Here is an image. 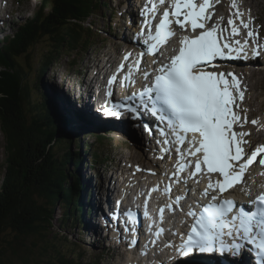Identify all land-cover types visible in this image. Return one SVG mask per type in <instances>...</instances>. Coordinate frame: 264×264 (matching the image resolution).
Masks as SVG:
<instances>
[{"label":"snow or ice","instance_id":"obj_1","mask_svg":"<svg viewBox=\"0 0 264 264\" xmlns=\"http://www.w3.org/2000/svg\"><path fill=\"white\" fill-rule=\"evenodd\" d=\"M218 2L172 0L170 6L164 9L153 33L152 24L158 9L155 0H149L141 13L145 18L144 28L147 29V39L144 41L147 48L135 60L137 71L145 55L155 56L162 46L177 35L173 25L186 34L180 36L178 49H173L175 54L154 70L153 82L138 96L146 110L151 102V115H159V120L165 122V128L160 130V135L164 137L161 142L172 144L173 141L167 139L171 132L178 145V158L171 179L180 183L186 172L188 178L197 184L200 183L198 178H207L201 194L205 198L210 197V201L199 214L195 210L187 213L193 223L186 238L181 236L180 253L189 255L194 250L211 252L218 247L221 252L229 251L238 256L241 249L248 245L247 251L255 256L253 264H264V191L250 202L252 207L247 209L237 206L233 199H221L230 189L245 183L246 173L254 164L258 162L264 167V144L256 146L249 153L247 148H251V133L237 130L249 123L248 110L242 107L246 85L235 73L209 70L220 67L221 61L256 59L264 45L259 43L258 30L253 27L251 10H248L249 19L246 22L244 12L235 2L230 6L235 11L230 13L226 26L222 16L213 22L215 3ZM159 4L164 5L165 0H159ZM241 29L245 30L243 39L238 38L241 37ZM132 56L131 52L125 54L118 72L124 70L125 63ZM149 75L145 72V79ZM117 78L118 74L110 77L108 85L112 86ZM124 82H132L131 71L124 77ZM112 95V91L107 93L108 97ZM136 97L137 94L133 93L128 99L134 100ZM118 109L133 115L140 111L127 102L113 103L111 109L106 107L104 111L107 115L119 116L121 113ZM251 124L257 126L260 121L253 119ZM147 130L152 132L151 127ZM185 144L188 145L187 149L184 148ZM162 151L168 153L171 148L166 147ZM158 190V187H153L149 197L151 192ZM164 191L170 195L172 184L169 183ZM181 199L177 196L175 202L179 204ZM159 212L162 221L164 208H160ZM127 215L128 222L134 225L132 213L128 212ZM131 230L135 231V228ZM162 231L158 230L155 235L158 237Z\"/></svg>","mask_w":264,"mask_h":264},{"label":"trees","instance_id":"obj_2","mask_svg":"<svg viewBox=\"0 0 264 264\" xmlns=\"http://www.w3.org/2000/svg\"><path fill=\"white\" fill-rule=\"evenodd\" d=\"M36 1L33 14L14 28L13 36L0 41V138L5 165L0 184V264L5 254L1 241L6 233L14 235L8 244L13 248L19 237L50 229L55 207L61 206L62 221L70 229L77 219L81 220L83 211V189L78 184L83 158L79 157L80 142L75 138L80 132L76 128L74 135L70 133L75 136V150L64 146L60 134L64 135V126L70 120L57 110L59 98L40 78L64 46L70 51L90 46L81 37L84 23L95 17L100 5L105 6L100 0ZM44 40L51 45L42 54L38 75L30 80L33 51ZM103 143L99 139L97 146ZM58 152L61 156L57 157ZM95 152L91 154L94 169L98 161H104ZM72 252L69 247L61 248L55 257L46 256L45 263L80 264L71 257ZM21 261L29 262L26 256Z\"/></svg>","mask_w":264,"mask_h":264},{"label":"rangeland","instance_id":"obj_3","mask_svg":"<svg viewBox=\"0 0 264 264\" xmlns=\"http://www.w3.org/2000/svg\"><path fill=\"white\" fill-rule=\"evenodd\" d=\"M101 1L102 3L106 2L108 4L107 9L102 6V8L96 11L95 17L94 19H91V22L90 20H86L87 22H85L83 31L81 33V37H83V39L85 40L87 39L88 45L90 46H78L77 44L76 46H78V49H76V51H70L69 48L64 46V49L61 50L59 55L56 57L57 60L55 62H52L48 67V70L41 75L40 82L45 84L46 89H48L51 93L56 92L60 100H62L64 103L68 101L61 95L59 88L69 95L68 97L71 98V101L73 103H76V106H81L80 103L71 96L72 94L67 92V88L63 86L64 82L67 87L73 85V87L78 88V84H81L83 80H86L87 76L85 77V72L87 74L88 71V74H90L92 68L99 65L101 61H104L103 59L106 57V55H108L109 57L114 56L116 52L115 50L120 46V43H122V27L126 21L124 20V22L122 23V19H119L118 12L121 11V8L116 7L117 0ZM33 2L36 5V0H11V4L8 7L14 8L18 5H24L32 14V12L34 11V7H32ZM238 7L246 10H251L250 15L252 18H254L255 21L253 23V27L255 28V23L259 22L264 34V0H239ZM6 12L8 13V10ZM111 12H115L114 19L110 18ZM7 13L6 15H4L5 18H8ZM246 15L249 17L248 11L246 12ZM106 16L109 17L106 19ZM108 19L110 23L108 22ZM22 22L23 18L21 17V15H19V17H15V15H13L11 19L8 18L5 23L4 33L2 36L12 35L15 30L14 28ZM108 24L111 25V28L108 27ZM86 28H91V31L88 33ZM50 45L51 43H49L47 40H44L40 45L35 47L33 51L34 59L32 60L31 65V75L29 77L30 80L35 79V77L38 75V64L41 62V60H43L42 54L47 53ZM72 64L74 66H71ZM259 66L260 67L257 68L251 67V69L249 68L250 70L248 71L244 70L245 72H243V68H238L239 70H242V74H245V80L248 83V87L250 89L247 92V94L249 95L247 97L249 105L246 109L250 111L255 117L262 116V113H264V64L259 63ZM253 70L259 73H255ZM77 77L78 82L76 80ZM51 79L53 81H51ZM56 84L57 88L54 89L52 85L56 86ZM59 85L61 87H59ZM66 105L69 106L67 103ZM91 105L92 104H89V107ZM93 105L91 109L95 110ZM62 110L63 112L61 113V115L63 116V118L70 120L69 117H72L69 114V111L71 113L72 111L64 109L58 111ZM94 114L95 116H98L96 115V113ZM88 116L92 118L91 115ZM253 119L254 117L250 116L249 123H247L246 126L249 125L250 120ZM73 124L74 125H72L71 122V124L68 125L69 128H73L75 132L76 127H78L80 137H75L72 134L67 133L65 124L64 135L63 133L60 134V139L61 142H63L64 146L69 145L71 150H75L76 148L74 137L76 139L78 138L79 142L83 146V149L78 151L79 157L83 158L81 162L82 165H80L81 170L79 168V170L81 171V175L79 173V176H81L82 179L80 178L81 181L78 184L82 186V192H85L84 190H86L87 192V198L86 196H82L80 200L83 204L82 208L85 209L84 218L88 219V216H91L92 214V211L88 210L87 208L88 204H94L95 206L98 205V199H100L101 197V193L103 192L102 190L109 187L108 184L109 182H111L109 181L110 175L113 174L115 168H123V162H126L124 160L137 163H146L151 167L154 164L156 165V163L147 160L148 157H146V146L143 145L144 141L142 140V138L136 140V134L134 135V138L132 140L123 141L122 138L124 136L122 137V134H113V132L101 129L99 127H89V125H86L85 123L83 124V121L81 123H79V121H73ZM84 130L86 131V133ZM135 130L140 131L139 128ZM81 131H84V133ZM260 132L261 129L259 133ZM253 133V138L255 137V139L264 142V131L261 133V135H259V138L257 129ZM104 134L105 136H103ZM137 135L140 136L139 133H137ZM99 137L105 139L102 140V142H104L102 145L99 144V146H97ZM2 144L3 142L0 138V184L3 180L5 169L3 161V150L1 148ZM87 145H90L89 153L85 152ZM95 151L97 152L99 160L102 159L104 161L103 163L98 161L94 169L93 158L89 159L90 168L88 167V156H90ZM98 151L100 155L98 154ZM58 156H61V152L57 153V157ZM83 161L85 163H83ZM132 171L133 170L131 169V172ZM89 186L92 188L91 192L87 190V187ZM106 191L104 195L108 192ZM111 195L113 197L114 194L111 193ZM111 195L109 194V198ZM103 199H105V196L103 197ZM110 202L111 201L109 200V202H106V204H109ZM55 209L56 211H54L55 213L50 229L41 231L40 234H34L33 236L19 237V240L12 244L13 248H10L8 244L13 240L14 235L10 233L5 234L1 241V245L5 250L3 264H23L21 261V258L23 256L27 257L29 261L28 264H46V256L55 257V253L57 252V250L66 247H69V249L73 251L71 257L77 260L80 264H114L116 261L120 260L119 254L116 251L112 252L111 250H108L106 247H104L105 243H103L102 239L99 238L96 241L94 239H91L92 235L94 236V234L92 233L91 235L85 227L80 228L81 230L78 229L77 232L76 229L68 228V224H64V222L62 221L63 212L61 210V206L55 207ZM85 215H87V217Z\"/></svg>","mask_w":264,"mask_h":264},{"label":"bare ground","instance_id":"obj_4","mask_svg":"<svg viewBox=\"0 0 264 264\" xmlns=\"http://www.w3.org/2000/svg\"><path fill=\"white\" fill-rule=\"evenodd\" d=\"M240 9V8H239ZM103 11H105V10H103ZM114 13V12H113ZM245 15H246V13H245ZM246 17L249 19V17L246 15ZM156 19H158L157 18V16H156ZM2 21V20H1ZM124 45V44H123ZM1 49V48H0ZM261 54H262V52H261ZM111 58V56L109 57V59ZM93 62H95V61H93ZM254 71V70H253ZM252 71V72H253ZM245 72V71H244ZM255 72V71H254ZM253 72V73H254ZM255 73H259V72H255ZM51 81H53L52 79H51ZM127 84V83H126ZM55 85H52V87H54ZM126 86V85H125ZM54 88H57V84H56V86L54 87ZM250 89H249V87L247 86V91H246V93H245V95L247 94V92L249 91ZM247 96V95H246ZM247 102H248V98H247V100H246V102H245V104L244 105H246L247 104ZM66 103L69 105V106H67L66 105ZM65 103V108H63L64 110H71L72 111V113L69 111V114L71 115V117L72 118H70L69 117V119H70V122L68 123V124H66V130H67V133H73V135H74V130H73V128H69V126L68 125H70L71 124V122H72V125H74L73 124V121L74 122H76V121H79V117L76 115V111H83L86 115H91L92 116V118H95V119H99L100 118V114H97L98 116H95V114H94V111L93 110H91V106L93 105V103H91L92 105L89 107V106H86L85 104H83V105H81L80 107L79 106H76L75 105V103H73L72 101H68V102H66ZM90 103V102H89ZM75 105V106H74ZM61 107H63L62 105H61ZM87 107H88V110H87ZM61 110V109H60ZM63 112V110L62 111H60V113H62ZM73 113H74V118H73ZM102 117V116H101ZM259 121H260V124L258 125V127L259 128H263V126H264V119L262 118V119H259ZM105 128H110V129H113V130H111V131H114L115 129H117L118 127H119V125H110V126H104ZM130 129V130H129ZM161 129H163V128H160V129H158V131H157V134H158V138L157 139H154V141H156L157 140V146L158 145H160L162 142V136L160 135V130ZM237 130H242V131H248V132H250L251 133V137H250V140H251V147H255V146H257L258 144H260V143H263V142H261L260 140H257V139H255V137L253 138V136H254V133L253 132H255L256 131V128L254 129V128H251V127H249V125H245L244 126V128L243 129H237ZM254 130V131H253ZM123 135H124V137L122 138V140L123 141H126V140H132L133 138H134V135L136 134V140L138 139L139 140V137L140 136H138L137 135V133H139L140 135L142 134V130H141V128H140V131L139 130H135L134 128H127V129H124L122 132H121ZM143 135V134H142ZM147 137V136H146ZM126 138V139H125ZM143 139V138H142ZM127 142H129V141H127ZM147 142H149V141H147ZM254 143V144H253ZM257 143V144H256ZM151 148V147H150ZM80 150H81V148H80ZM247 150H248V148H247ZM86 151H88L89 152V147H86ZM84 163V162H83ZM152 164V163H151ZM153 165V164H152ZM153 168H157V166L154 164L153 166H152ZM248 171H250V170H248ZM140 175H142L141 173H140ZM139 175V177L140 178H145V176H140ZM157 175H160V176H163V173L161 172V171H158L157 172ZM82 177H83V175H82ZM263 178V177H262ZM82 179V178H81ZM245 179H248L247 178V173H246V176H245ZM264 179V178H263ZM249 180H253L254 181V185H258L259 184V186H260V183H264V181L262 180V179H260V178H258V176H255V178L253 177V178H251V179H249ZM262 186V185H261ZM251 188H252V186H251ZM86 189V188H85ZM87 190H89L90 192H91V190H92V188L89 186V187H87ZM85 192H82V196L84 197V196H86V198H87V192H86V190H84ZM89 191H88V193H89ZM103 192L101 193V197H100V199H98V205L97 206H95L94 204H88V206H87V208H88V210H90V211H92V214H91V216L89 215L88 216V219H86V218H84V212H85V209L84 208H82L83 209V211H82V214H81V220L79 221L78 219H77V221H76V226H74L73 227V229H76V232L78 231V229H80V228H83V227H85L86 228V230L87 231H89L90 232V234L92 235V233L94 234V236L92 235V238L91 239H95L94 237L97 235V234H99V228H100V221H97V218L99 217V214H100V212L102 211V210H106V209H104L106 206H108V205H110V203L109 204H106V202H109V200L111 201L112 199H113V197H114V195H113V197H112V195H111V193L112 194H114V192L112 191V189H108L107 191H106V189H103L102 190ZM105 191L107 192L105 195H104V193H105ZM109 194L111 195L110 196V198H109ZM235 194H239V191L237 190V191H235ZM105 196V199H103V197ZM82 206L81 207H83V204H82V201H81V203H80ZM96 208V209H95ZM56 211V210H55ZM87 214V213H86ZM88 215V214H87ZM87 215H85L86 217H87ZM71 221V223L72 222H74V219H72V220H70ZM81 230V229H80ZM120 232H121V229H120ZM78 235H79V233H78ZM185 260H187V259H185ZM235 264H237L236 262H234ZM240 263H244V264H247V262H246V259L245 258H242L241 259V262ZM239 263V264H240ZM186 264H188V262L186 263ZM192 264H210L208 261H204V263H201V262H198V263H192Z\"/></svg>","mask_w":264,"mask_h":264},{"label":"water","instance_id":"obj_5","mask_svg":"<svg viewBox=\"0 0 264 264\" xmlns=\"http://www.w3.org/2000/svg\"><path fill=\"white\" fill-rule=\"evenodd\" d=\"M85 131V130H84ZM86 133V131H85ZM80 148L83 149V146L82 144L80 143ZM204 261H208L210 264H219L217 261H214L210 258H191V259H187L183 262H181V264H186L188 262V264H192V263H198V262H201V263H204Z\"/></svg>","mask_w":264,"mask_h":264},{"label":"clouds","instance_id":"obj_6","mask_svg":"<svg viewBox=\"0 0 264 264\" xmlns=\"http://www.w3.org/2000/svg\"><path fill=\"white\" fill-rule=\"evenodd\" d=\"M33 10H35V7H34V9ZM34 12V11H33ZM33 12H32V14H33Z\"/></svg>","mask_w":264,"mask_h":264}]
</instances>
